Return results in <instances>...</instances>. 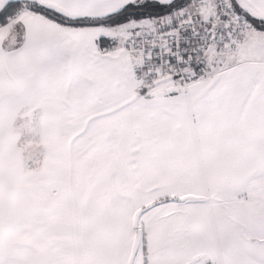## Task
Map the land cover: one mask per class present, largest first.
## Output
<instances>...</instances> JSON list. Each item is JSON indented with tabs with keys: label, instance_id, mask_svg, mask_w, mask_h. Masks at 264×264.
I'll return each instance as SVG.
<instances>
[{
	"label": "snow or ice",
	"instance_id": "obj_1",
	"mask_svg": "<svg viewBox=\"0 0 264 264\" xmlns=\"http://www.w3.org/2000/svg\"><path fill=\"white\" fill-rule=\"evenodd\" d=\"M0 264H264V0H0Z\"/></svg>",
	"mask_w": 264,
	"mask_h": 264
}]
</instances>
